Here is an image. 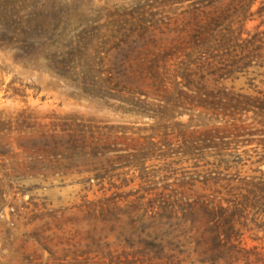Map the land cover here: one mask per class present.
Wrapping results in <instances>:
<instances>
[{
  "label": "rangeland",
  "instance_id": "374dc122",
  "mask_svg": "<svg viewBox=\"0 0 264 264\" xmlns=\"http://www.w3.org/2000/svg\"><path fill=\"white\" fill-rule=\"evenodd\" d=\"M249 1L220 0L231 17L216 25L218 0H0V264H212L149 200L190 169L201 112L229 148L207 150L210 169L264 178V0L243 23ZM166 52L176 76L152 71Z\"/></svg>",
  "mask_w": 264,
  "mask_h": 264
},
{
  "label": "trees",
  "instance_id": "16d2710c",
  "mask_svg": "<svg viewBox=\"0 0 264 264\" xmlns=\"http://www.w3.org/2000/svg\"><path fill=\"white\" fill-rule=\"evenodd\" d=\"M218 1V3L210 2L205 6L213 9L212 14L215 17L212 18V22L216 25L231 17L229 7ZM256 1L250 0L242 10L244 14L239 15V17L244 15L243 23L249 20L246 13ZM261 17H264V5L261 7ZM263 23L264 21L261 25ZM212 34L213 31L210 32L206 28H201L198 33L201 44L196 49L203 58L215 56L214 46L211 45ZM177 49L183 51L186 57L194 55L195 52L194 47L182 46ZM167 55L171 53L166 52V57L157 60L153 64L152 71L156 74L176 76L182 70V62L172 64L167 59ZM158 61L162 63L161 73H159L160 66L158 68L156 66L159 64ZM262 104L263 107L261 106L260 109L264 110V101ZM235 109L240 114L248 111L239 101ZM232 119L237 128L243 127L244 120L241 115L239 118L233 116ZM195 121L193 124L191 119L187 127L199 128L193 132L199 135L195 140L186 141L183 150V159L190 164L188 166L190 169L178 180L175 189H170L169 193H160L162 202L159 203L157 197L149 200L152 218L157 224H162L165 219L167 222L163 224L168 225V228L172 227V232L179 231L181 235L192 234L191 237L196 238L198 245L203 247L204 255L208 254L203 262L264 264V185L261 183L260 186V183L253 182L255 179L264 180L263 174L247 181L246 177H239V171L231 175L210 169L209 166L214 163L208 159L207 150L219 146L213 144L216 118L213 113L201 112ZM218 149L222 153H227L229 148L220 145ZM231 168L232 166H227L225 170L229 171ZM257 190L261 192V208L251 212V209L256 208V204L259 203ZM170 219H175V223L172 224ZM259 232L262 234L261 237H258ZM246 233H251L249 238L252 241H260L261 247L248 248Z\"/></svg>",
  "mask_w": 264,
  "mask_h": 264
}]
</instances>
